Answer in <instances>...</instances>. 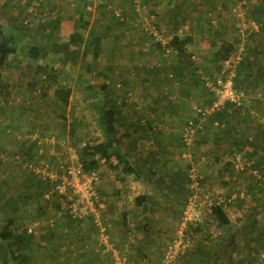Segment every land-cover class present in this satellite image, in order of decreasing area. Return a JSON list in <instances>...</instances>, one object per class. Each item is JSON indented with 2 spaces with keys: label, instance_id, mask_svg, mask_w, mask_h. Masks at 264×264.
<instances>
[{
  "label": "rangeland",
  "instance_id": "1",
  "mask_svg": "<svg viewBox=\"0 0 264 264\" xmlns=\"http://www.w3.org/2000/svg\"><path fill=\"white\" fill-rule=\"evenodd\" d=\"M2 1L4 0H0V13H3V22L6 17L4 14L9 13L11 8L9 5L3 6ZM179 1L144 0L145 5L142 4L145 8L140 12L146 19H149L148 15H154L152 23L160 33L162 43H168L175 33L181 36L190 35L193 41L185 50L188 56L193 54L194 58H184L183 63L177 56L167 59L168 73L175 69L180 71L178 76L174 75L178 80L171 83L165 81L161 91V101L171 105L174 113L163 116L159 125L155 121L150 122L153 125L149 129L152 132L151 139L162 135L169 136L171 140L168 150L158 153L153 149L154 154L158 153V156L164 157L160 158L162 160L154 170V177L156 183L157 179L161 178L162 183L158 188L163 190L164 187H161L165 184L167 195L161 198L162 202H157L154 198L153 205L157 208L153 207L147 214L139 213L134 220H126V224H123L122 212L110 210L107 204V197H111L110 201L113 202L117 189L106 192L104 214L111 226V240L118 246L125 244L124 247L129 249L137 264H160L163 249L174 236L181 239L186 252L185 257H180L183 253L179 256L178 264H194V259L203 257H206L204 262H211L213 259L209 264H244L246 257L251 259L252 255L256 257L252 264H264V158L260 163L255 162L257 155L264 153V0H188V10L182 19L171 17L170 14L160 16L156 10L158 4H164V7L171 9L163 7L165 11L173 13L176 11L173 7ZM19 2L23 4L22 0ZM38 3L35 10L41 9L39 18L29 17L28 14L15 19V22L12 21L20 37L21 47L16 59L22 60L20 70L24 81L16 84V80L11 77L10 84L13 85L0 86V225H4L8 218L15 215L12 226L15 232H21L23 229L27 232L28 227L32 228V232H28L32 238L27 248L23 245H20V248H9L16 250V257L11 258L9 263L109 264L101 256L90 257L96 239V230L91 222L86 220L79 224L70 220L69 216L58 208L54 195L45 198L48 200L45 202L41 196L42 184L37 180L31 179L32 188L27 191L26 198L22 195V199L16 198V201L10 204L7 202L19 182L29 177V172L14 165L12 160L20 154L23 158H33L32 160L45 159L46 156L48 162L53 164L58 161L71 163L67 152L70 145L76 147L80 155L83 142L91 144L102 137L97 122L100 109L98 106L104 102L109 104L111 99H114L112 102L118 100L114 106L120 105L119 103L126 105H123V108H127L129 115L124 117L128 120L134 119L129 121L134 128L139 125L138 119L142 120L141 124H147L149 119L143 116V105L147 106L151 102L150 97H141L137 93L139 73H149L151 76L157 71L161 73L162 69H152L151 65L158 61L161 54L156 49H145V41L152 42V39L141 28V18L137 16L136 19L128 21H132V26L126 29L122 26L124 21L121 24L112 22L113 29L109 35H104L103 52L99 55L94 56L82 45L77 51V56H74L77 48L72 45L63 46L67 40H62L57 34L59 23L57 28L48 25L51 21L60 22L63 17L73 20L70 12H73L74 8L67 2L59 9L56 3L51 4L49 0H41ZM114 6L113 11L118 10L119 5ZM14 7L18 9L17 6ZM61 8L63 10H60ZM27 9L30 13L31 6L27 5ZM92 9L85 12L88 13V23L80 29L84 38L88 37L90 31L89 39L97 34L101 24L99 18L106 17L103 19L108 21L111 14L113 15L108 14V10L102 6L96 5ZM23 11L20 10L19 13H24ZM78 19L79 17L75 18L74 27ZM126 31H129L128 35L124 33ZM121 39H126V46L129 48H135L128 57L124 52H120L119 48L112 49ZM42 41L47 43V47L55 44V47H52L56 53L63 52L61 56L55 54V58L50 55L53 64L55 61L62 62L63 58L66 59L61 70L59 62L55 68L53 66V70L47 69L43 72L37 68L35 71V67L41 65V60L34 62L37 66L28 69L29 64L25 61H29L26 54L29 45ZM221 42H233L235 45L231 54V63L236 69L234 82L237 88H244L249 92L248 101L239 109L229 106L223 116L212 115L210 119L218 121L219 124H212L209 119L204 128L197 132L193 143L188 147L183 146L180 141V128L185 118L192 115L189 107L194 104L205 106L210 102L197 76L200 75L199 71L201 74H214L221 68L222 63L217 64L210 60L213 51ZM201 46L205 48H199ZM72 59H75L76 63H73ZM42 62H45L44 59ZM121 63L124 69L116 67ZM56 70L61 74L60 84L73 87L72 97L70 95L71 99L68 101L71 107L69 111L62 103L61 107L55 108L50 96L53 87L48 85L50 81L46 75L42 77L43 74ZM107 75L110 77L104 81ZM30 76L34 77L32 82L26 80ZM74 82L82 87H76ZM124 82L129 88L123 89ZM166 84L173 90H169L170 87L165 89ZM23 87L28 90L25 96L22 95ZM89 88L94 90L95 94L90 95ZM45 91L48 96L44 95ZM257 93L260 96H257ZM128 97L129 100H126ZM141 98L142 102L139 104ZM185 102L187 104H184ZM69 123L73 126L72 135L69 132ZM35 140L42 155L35 154L38 153V147L33 143ZM50 141L54 143L50 144ZM177 169L181 176L192 171L200 182V199L195 202L196 216L191 215L189 220L181 218L188 205V198L192 195L190 183H187L190 191L182 187L176 202L173 200V190L177 189L178 185L172 188L169 186V176ZM34 184L36 186H33ZM202 194L211 201L214 198L220 199L221 208L229 218L228 224L219 225L210 215L211 208L203 203ZM169 197H172L171 206H163ZM198 200L200 201L197 202ZM11 205L17 209L11 211ZM230 240L234 242L222 244L223 241ZM0 242L7 241L0 238ZM215 253L218 257H215Z\"/></svg>",
  "mask_w": 264,
  "mask_h": 264
},
{
  "label": "crops",
  "instance_id": "2",
  "mask_svg": "<svg viewBox=\"0 0 264 264\" xmlns=\"http://www.w3.org/2000/svg\"><path fill=\"white\" fill-rule=\"evenodd\" d=\"M38 1L40 2L41 0H38ZM104 1H105L104 5L110 6V9H107V8H105V6H102V8L108 10V11H106V12H108V14H111L113 9L115 8L114 5L118 4L119 5L118 9L121 10V15L126 20L124 23L118 22L117 19L114 17L115 16L114 14L113 15L111 14V17L109 18L108 21H105L103 19L106 17H103V18L100 17L99 18V22L101 24L99 25V29L97 30V34L94 35L95 37L99 38L98 43H97V47H96V49L98 51V55L100 52H103V47H104L103 37H104V35H109V32L113 29L112 22L115 21L119 24L122 23L123 28L126 29L127 27L132 26V21L131 22H128V21L130 19L131 20L136 19V17H137L136 14L134 13V9H133V2H132L133 0H104ZM22 2H23V4H21L19 2V0H4L1 2V4H3V6L9 5V8H11V9H10L9 13L4 14V15H6V17H4L5 21H3V22H2L3 13H0V28L5 35L13 36L15 43L18 45L20 44V42H19L20 37L18 36L19 33L16 31L17 27L14 24H12V21L15 22V19L20 18V17H25V15H28V14H29V17L36 16L39 18V15L41 14V13H39V12H41V9H36L35 14H30L28 12L29 9H27V5H30L32 7L33 0H22ZM49 2L51 4L56 3L57 8L59 9V7L63 6L64 2L66 3L67 1L66 0H49ZM93 2H94L93 0H90L87 3L92 4ZM140 2H141V4L142 3L144 4V0H140ZM188 3H189L188 0H180L179 3H177L173 7V9H176V11H174L173 13L166 12L164 8H167V7H164V4H161V5L158 4L156 6V10L160 16H163V15L167 16L170 14L171 17L173 16L175 18L177 17L178 19L179 18L182 19L183 17L186 16V10H188L186 8V6H188ZM143 4H142V6H143ZM14 5L18 7L17 10L14 7ZM3 6H1V7H3ZM70 7L74 8L73 12H70L73 15V20L72 19L68 20L67 17H63L61 19V21L59 22V29L57 30L58 31L57 34H58V36H60V38L62 40H64V39L67 40L70 33H72V31L74 29L73 24H74L75 18H78L80 13L90 12V10L89 11L85 10L84 4L81 0L77 1L76 6H70ZM144 8H143V10H144ZM20 10H24L23 11L24 13H21V12L19 13ZM60 10H63V9L61 8ZM168 10H171V9H168ZM159 11H161V13ZM87 14H85V16H84L86 19H87ZM54 15H55V11H54ZM89 23H92V21H89ZM23 24L25 25V20L23 21ZM124 33H126L128 35L129 31H126ZM90 34H91L90 31H88V37L85 39H89ZM39 41H40V39H39ZM28 43H30V42H28ZM32 43H38L40 45H43V47L45 48V51L47 50V43L46 42L42 41V43H40V42H32ZM115 43H117V42H115ZM127 44L128 43H127L126 39H121L119 41V44L118 45L114 44V48H112V49L116 50L119 48V51L124 52L125 54H127V57H128L131 55V53H133V50L135 48H133V49L129 48L128 46H126ZM20 47H21V45H19V49H20ZM199 48H205V47L201 46ZM19 49L14 54L9 55V57L7 58V60L4 64V67L0 69V86L1 87H3V86L5 87L6 85H8V86L13 85V84H10L12 82L11 77L14 78V80H16V84L19 83L21 80H23L21 77V70H20L22 67V60L19 58L16 59V55H17V52L19 51ZM204 51H205V49H204ZM62 53L63 52L56 53L55 50H53V51L47 50V56L45 55L44 58H40L41 65H38V66L31 59H29V61H25V62H28V64H29L28 69H32V67L37 66V67H35V71L38 68L40 71H43V72H45L43 65L46 66V64L47 65L49 64V66H54V68H55V66H57L60 62V65H61L60 70H61V67L63 66V62H61V60H59V61H55L56 63L54 62L55 64H53V62H52L53 59L51 58V56H54V58H55L56 55L61 56ZM140 53H142V52H140ZM42 59H44L45 62H42ZM131 61H133V60H131ZM78 63H79V59L77 61V64ZM119 65H116V67L117 68L121 67L122 69L125 68L122 66V63ZM165 71L167 72V70H165ZM54 72H55V74L53 72L50 73L53 76H52V78H48V81H50V82H48V85L50 87H53L52 93L50 95L51 99L53 101V104H54L55 108H59V107H61V102H59V100L55 97L54 91L56 88H58L62 85L59 82V80L61 79V74H59V71H57V70ZM199 73H200V75L197 76L198 79H200V76L202 75L201 71H199ZM45 75L46 74H43L42 77H45ZM139 75H140L139 76L140 82H139V89H138L137 93L140 94L141 97H143V96L150 97V102H151L147 106L145 104L143 105V108H145L143 116H146L149 119L147 121V124H145V125L141 124L142 120L138 119L137 123H139V125H136L134 128L129 122V121H134V119L128 120L126 117H124L125 115H129L127 113V111H128L127 108H123V105H125V104L119 103L120 105H118V106L113 105L118 100L116 102H112L114 99H111L109 101V104H107L106 102H104L102 104L105 107H115L117 109L118 115H117V121H116V132H117L116 134L119 137V141H120L119 142L120 152L126 156V159L128 161V165L133 167L134 171L126 173V172L121 171L120 167L117 169H112V168L108 167L107 164L100 165L97 168V172L100 175V179H101L100 180V190H102L103 193L105 194L106 192H109L114 188L117 189V191H116L117 196H113V202L110 201L111 197H107L108 208L110 207L109 208L110 210H112V209L118 210L119 213L127 212V215H126L127 222L134 220V218L138 214V212H136V210H138L140 208V205H136L134 203L136 196L145 195L146 198L144 199L143 203H146V206H147L146 209L151 211L154 208H157V206L154 207L153 203L155 201L162 202L161 198L163 196L167 195L165 185L161 187V188L164 187L163 190L158 188V184L156 183V177H154V170H155V168H158V165L160 164L158 162L164 158V157L158 156L157 154L160 151L168 150L170 148L169 143H171V140H170L169 136H162L159 133H156V134H159L160 137L157 135L155 137V139H151V133L152 132L149 131L148 125H150L151 121H155L156 124L159 125V123H161V121H162L163 116H167L168 113H174L172 108H171V105H168V103L164 104L163 101H161V98L163 96V94L161 93L162 87H163L165 81H167L165 79V72H164V74H163V71L161 73L154 72V76H151L149 73H147L146 75L139 73ZM109 77L110 76L107 75L106 79H104V81H107V78H109ZM33 79H34V77H32V76H30V78H28V77L26 78V80L29 82H32ZM167 82H169V81H167ZM74 83H75L76 87H79V88L82 87L79 84H77L76 82H74ZM21 85L26 86L25 84H21ZM103 86L105 87L106 84L104 83ZM67 87L71 88V93H72L73 87L70 85H67ZM90 88H89V90H90L89 94L90 95L95 94V91L90 89ZM127 88H129L128 84L126 82H124L123 89H127ZM171 89H172V87L169 88V90H171ZM136 90H137V88H136ZM27 91H28L27 88L23 87L22 88V92H23L22 95L25 96ZM185 92H187V90ZM44 95L48 96L46 91H45ZM71 97H72V95H71ZM69 99H71V98H69ZM141 102H142V98H141V101H139V104ZM184 104H187V102H185ZM66 106H67L68 111L71 110V107H69V102ZM177 112H178V109H177ZM131 113H133L132 110H131ZM170 115H172V114H170ZM72 129H73V126L71 123H69V132L71 135H72ZM71 135H69V136H71ZM101 140H102V137L100 136V138H97V140L93 141V143L101 141ZM153 149H156L158 151V153L154 154ZM160 158H162V159H160ZM167 158H169V153L167 154ZM110 160L113 164L115 163V159L113 157ZM112 193L114 194V191ZM105 195H107V194H105ZM154 198H155V201H154ZM169 205H170L169 204V198H166V202L164 203L163 206H169ZM121 218H122V213H121ZM75 226H77V225H75ZM91 256H96V252L94 251V253H91L90 257ZM96 257L98 258V256H96Z\"/></svg>",
  "mask_w": 264,
  "mask_h": 264
},
{
  "label": "built area",
  "instance_id": "3",
  "mask_svg": "<svg viewBox=\"0 0 264 264\" xmlns=\"http://www.w3.org/2000/svg\"><path fill=\"white\" fill-rule=\"evenodd\" d=\"M70 6H76L79 0H66ZM84 4L85 10L89 11L94 6H105L110 9L109 5H104V0H93L92 4L87 3L90 0H81ZM133 9L136 16L141 18V28L148 33V37L152 39V42L145 41L146 50H154L157 43L161 45V54L165 59H169L171 55L176 54V51L169 47L167 43H162L160 33L156 30L152 23L154 15H148L149 19L141 16L144 6H142L140 0H133ZM244 3L243 1H239ZM38 1L34 0L30 10V14H35V6H38ZM112 13L121 22H125V18L121 15V10H114ZM43 16V14H42ZM26 24V20H25ZM242 26V24H241ZM144 46V45H143ZM194 58V56H192ZM239 60L240 58L237 57ZM152 67L154 64H151ZM235 65L231 63V56L226 59L221 66V69L214 74H202L200 76L201 84L210 98L208 105L201 106L198 104L191 105L192 115L186 119L180 128V138L184 143V146H190L198 131H201L206 122L212 118V115L217 111L232 108L244 107L246 101H248L249 92L244 88H237L235 86ZM118 86H121L118 84ZM260 96L259 93L256 94ZM128 97L126 100H129ZM212 124L218 125V121L211 120ZM54 138V137H53ZM55 141V139H54ZM54 141H52L54 143ZM50 144L51 141L49 142ZM85 142L81 144V148L85 146ZM38 145V144H37ZM67 152L70 155L71 163H64L58 161L55 164L48 162L47 160L29 162L22 161L19 154H17L13 161L20 163L22 167H26L27 170L33 172L38 178L48 182L49 187L45 192V198H49L54 195L58 198L60 203L59 209L67 214L74 222L82 224L88 220L96 230L95 246L93 250L100 255H108L112 258L110 264H126L127 261V248H117L115 243L112 242L110 236V224L105 217L104 211L106 204L104 203V196L100 195L98 191L99 174L96 170L85 171L82 164L79 162V152L76 147L69 146ZM38 156L42 155L41 149L38 146ZM249 165V163H248ZM190 171L188 173L190 179V187L192 195L188 198V205L183 212L182 218L184 220L191 219V215L196 216L195 205L196 199H200L201 187L200 182ZM195 189V190H194ZM199 194V195H198ZM203 195V194H202ZM203 203L210 208L214 205L220 206V199L209 200L203 195ZM200 201V200H199ZM27 231L32 232V228L28 227ZM87 248V245L85 246ZM184 251V245L181 239L173 238L164 247L161 254V264H174L179 255Z\"/></svg>",
  "mask_w": 264,
  "mask_h": 264
},
{
  "label": "trees",
  "instance_id": "4",
  "mask_svg": "<svg viewBox=\"0 0 264 264\" xmlns=\"http://www.w3.org/2000/svg\"><path fill=\"white\" fill-rule=\"evenodd\" d=\"M84 14L85 13L79 14V19H78L79 21L75 25L72 33H70V35L68 36L66 43H63V46L72 45V46L76 47L77 49L74 51V56H77V51L80 50L81 46L83 45V48L86 51L89 52V50H90L94 56H97L98 51H97L96 47H97V43H98L99 38L93 37L90 39H85L84 35L82 33V30H80L81 28H84L86 26V24L88 23V20L86 18H83L85 16ZM115 18L117 19L118 22H120L117 17H115ZM58 23H59V21L56 20L55 23H53L51 21V22H49L48 25H50V27L57 28ZM191 42H192V37L190 35L181 36L180 34H177V33L173 34L171 36L169 42L167 43V45L169 47H171L172 49H174L176 51V54L171 55V57L177 56L181 62L184 58L192 57L193 54L188 56V53H186V50H185L186 46L188 44H190ZM52 46L55 47V44L51 45L50 47H47V50L51 49L53 51L54 49ZM18 49H19V45L15 43L13 36L5 35L0 28V69L4 67V64L7 60V58L9 57V55L14 54ZM154 49L159 51L161 54V51H160L161 45L159 43H157V45ZM234 49H235V45L233 42H221L219 44V46L213 51L210 60L214 63H217V64L223 63L226 59H228L231 56V54H233ZM47 50L45 51V48L43 47V45H40L38 43H32L29 45L26 54L29 57V59H31L33 62H37L38 60H40V58H44L45 55L47 56ZM150 51H154V50L151 49ZM74 58H76V57H74ZM63 61L62 62L65 64L66 59L63 58ZM73 63H75V59L73 60ZM168 63L169 62L167 61V59H165L161 54L159 56L158 61H154V66L152 69H162L161 71L165 72V79L171 83L172 81L178 80V78L174 77V75L176 74L178 76L180 71L175 69L172 73H168V71L166 72L165 71L166 65ZM43 68L45 69V72H46V69L53 70V66H49V64L48 65L46 64V66L43 65ZM220 69L221 68H219L218 71ZM51 72H54V71H51ZM157 72H160V71H157ZM50 73H46L47 78H52L53 75ZM197 80L199 83H201L200 79H197ZM61 86L55 89L54 95L59 100V102H61L64 106H66L68 104L69 96L71 94V88L67 87V86H62V87ZM168 87L169 86L167 84L164 86L165 89H167ZM204 91H205V89H204ZM98 107H100V109H99V112L97 114V122H98L99 129L101 131L102 140L95 142V143H91V144L86 143L85 146H83L81 148L79 160L82 162L81 164H82L83 169L85 171H90V170H96L97 171V168L100 165L107 164L108 167H110L112 169H117L120 167V170L123 172H126V173L133 172L134 168L128 165V161L126 159V156L120 152V148H119V142L120 141H119V137L116 134L117 133L116 132V121H117V115H118L117 109L115 107H105L103 105L98 106ZM215 114L218 116H223L224 114H226V109L217 111V113H215ZM186 119H188V118H185L184 122L186 121ZM152 127H153V125H151V124L148 125L149 129H151ZM180 141H181V144L184 146V143L182 142L181 138H180ZM33 143H34L35 147H38L37 140H35ZM24 146H26L25 143H24ZM31 148H32V146L30 147V149ZM23 152L25 154H27L25 149H23ZM35 152H36V149H35ZM35 154H37V152ZM20 157H21L22 161H24V160L29 161V162L37 161V160H32L33 158L32 159L23 158V156H21V155H20ZM112 157L115 159L114 164L110 160ZM44 158L45 159H41V160H47L46 156ZM263 158H264V153L257 155V159L255 162L260 163L263 160ZM41 160L38 159V161H41ZM12 162L14 163V165L19 166V168H22V169L26 170L27 172H29L28 173L29 177H25L24 181H22L21 183L19 182L16 189L14 190L15 192L13 194L9 195L7 202L9 201V204H10L12 201H16V198L22 199L23 198L22 195L26 198L27 197L26 196L27 191L31 190V188H32V187H30V185L33 182V181H31V179L37 180L38 182L40 181L39 183L42 184V189H43L41 192V196H42V198L44 197L43 199L45 200V202L48 201L45 199V192H46L47 188L49 187L48 182L43 181L40 178H38L33 172L27 170L26 167H22V162L17 163V162H14L13 160H12ZM179 172L180 171L177 169L173 172V174L171 176H169L170 174H168V176L171 177L169 179L170 180L169 186L172 188V187L178 185V188L173 190V200L175 202H176V198L178 197V194L180 193V189L182 187H183V189L186 188L187 191H190L189 188L187 187V183L190 182L189 175L186 172L181 176ZM30 174L32 176L31 178H30ZM164 174H166V173H164ZM34 178H36V179H34ZM179 179H182V180L179 181ZM157 181H158L157 182L158 185L162 183V180L160 177H159V179H157ZM177 181H179L180 183L178 184ZM185 183H186V185H184ZM33 186H36V184H34ZM97 189H98L100 195H103V196L105 195L103 193V191L100 190V184L98 185ZM145 198H146L145 195H138V196H136V198L134 200V203L136 205H140V208L138 210H136V212H138V214L139 213L140 214L141 213H144V214L148 213V210L146 209V207H147L146 203H143ZM171 200H172V197H169V204H170ZM57 201H58V198H57ZM197 202H199V200ZM57 203H58V206H60L59 201ZM179 203L181 204L182 202H179ZM11 206H13V205H11ZM169 206H171V205H169ZM16 209H17L16 206L11 207V211H14ZM126 215H127V212H122L123 224H126V220H127ZM210 215L216 219V221L218 222L219 225H224V224L229 223V218L226 215L223 208H221V205L220 206L214 205L213 207H211ZM14 218H15V215L8 218L7 222L4 225H0V238H3V240L5 239V241H7L5 243L0 242V248H1L0 264H10L9 263L10 259L11 258L13 259L16 257L15 256L16 250L12 249V248L9 249L11 246H16L17 248H20V245H23L25 247L29 246L30 240L32 238V235H30L28 233V231L26 232L25 229H23V231H21V232H15L12 229V226L14 225V221H13ZM69 218H70V220H73V219H71V217H69ZM173 238H175V236ZM233 242L234 241H231V240L230 241H223L222 244L227 245L230 243L232 244ZM124 245H121V246L116 245V247L120 248V249L127 248V247H124ZM8 252H9V254H8ZM93 253H94V251H93ZM182 253H181L182 256H180L181 254L179 256L183 257V255H184V257H185L186 252L183 251ZM96 256H98V257L101 256L102 258H105L108 262H112V258L108 255H100L99 253H96ZM216 256L218 257V255L215 253V257ZM126 258H127L126 264H137L135 261V258L133 256L131 257V254H130L128 248H127V257ZM255 258L256 257L253 255H252L251 259L246 257L244 264H252L253 259H255ZM179 259L180 258L178 257V259L176 260V262L174 264H178ZM204 261H206V257H203V258L198 259V260L194 259L193 262H194V264H209L213 261V259L211 262L210 261L204 262ZM241 262H242V259H241Z\"/></svg>",
  "mask_w": 264,
  "mask_h": 264
},
{
  "label": "bare ground",
  "instance_id": "5",
  "mask_svg": "<svg viewBox=\"0 0 264 264\" xmlns=\"http://www.w3.org/2000/svg\"><path fill=\"white\" fill-rule=\"evenodd\" d=\"M40 182V181H39Z\"/></svg>",
  "mask_w": 264,
  "mask_h": 264
}]
</instances>
